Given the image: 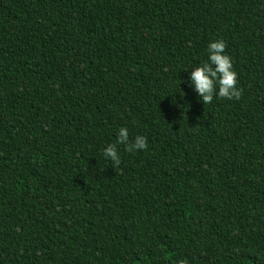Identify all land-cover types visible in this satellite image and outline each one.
Returning <instances> with one entry per match:
<instances>
[{"label": "trees", "instance_id": "1", "mask_svg": "<svg viewBox=\"0 0 264 264\" xmlns=\"http://www.w3.org/2000/svg\"><path fill=\"white\" fill-rule=\"evenodd\" d=\"M181 261L264 264V0H0V264Z\"/></svg>", "mask_w": 264, "mask_h": 264}, {"label": "clouds", "instance_id": "2", "mask_svg": "<svg viewBox=\"0 0 264 264\" xmlns=\"http://www.w3.org/2000/svg\"><path fill=\"white\" fill-rule=\"evenodd\" d=\"M226 43L215 40L208 44V60L195 67L190 73V82L203 104H210L214 94L219 98L240 100L243 89L238 87V76L233 68L231 57L225 54ZM123 145L126 152L145 150L147 138L136 136L134 141L129 140L128 129L121 127L117 134V141L105 147L103 155L110 159L112 166L118 167L121 158L117 145ZM183 264V261L180 262Z\"/></svg>", "mask_w": 264, "mask_h": 264}]
</instances>
